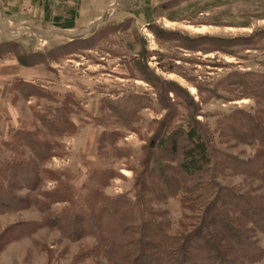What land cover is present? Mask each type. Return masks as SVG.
<instances>
[{"label": "trees", "instance_id": "trees-1", "mask_svg": "<svg viewBox=\"0 0 264 264\" xmlns=\"http://www.w3.org/2000/svg\"><path fill=\"white\" fill-rule=\"evenodd\" d=\"M44 8L46 22L61 30L74 28V9L64 12L65 19L64 15L48 19L49 6ZM251 49L255 48L246 50ZM15 57L21 67L32 66L28 58ZM183 78L197 91L198 103L179 86L169 89L158 79H144L156 92L160 112L166 113L151 122V137L144 141L135 166L128 167L133 175L131 191L115 196L104 193L119 176L113 170L89 169L87 182L77 190L69 171L44 169L46 162L65 155L60 140L77 133L71 116L76 115L78 104L70 95L61 101L32 84L18 83L23 100L44 99L54 108L31 109V121L4 144L12 156L0 160V215L30 209L41 216L38 222L15 224L11 229L19 228L20 236L47 229L81 245L73 264L86 260L92 264H256L264 258V249L252 239L253 233L264 234V196L228 181L240 176L264 189V74L233 72L207 88ZM230 87L242 89V96L254 101L256 113L236 109L217 114L215 129L200 122L199 116L207 118L199 106L207 103L202 94L221 99L216 91ZM148 102L135 94L105 100L110 121H100L101 126L115 129L111 138H120L121 129L137 131L132 123L137 113L150 107ZM100 140L108 142L115 160L131 159L132 151L117 148L120 139ZM228 141L255 148L254 155L243 160L230 154L221 147ZM46 181L55 184L53 189L40 192ZM170 200L182 212L176 225L163 209ZM56 205L64 206L55 211Z\"/></svg>", "mask_w": 264, "mask_h": 264}, {"label": "rangeland", "instance_id": "rangeland-1", "mask_svg": "<svg viewBox=\"0 0 264 264\" xmlns=\"http://www.w3.org/2000/svg\"><path fill=\"white\" fill-rule=\"evenodd\" d=\"M57 3L0 0V66L14 62L27 71L26 75L0 84V160L12 156L4 144L31 121L33 109L41 112L54 108L44 99L23 100L18 83L32 84L61 101L70 95L78 104L76 115L71 116L77 133L61 139L65 155L52 158L43 167L48 171H69L75 177L77 190L87 182L89 169L100 168L119 174L104 190L106 195L131 191L133 175L128 167L135 166L144 141L151 137V122L166 113L160 112L155 90L144 81L147 77L158 79L169 89L179 86L198 103L197 91L183 77L207 88L233 72L264 74V0H75L72 8L77 30L65 35L50 20L46 22V5L48 19L65 15L67 9ZM223 45L227 48L224 51ZM15 56L28 58L32 66L21 67ZM226 88L223 84L222 89ZM229 90L216 91L221 99L202 94L207 103L199 106L201 115L207 118L197 119L215 129L217 114L228 115L236 109L256 113L254 101L244 98L242 89ZM131 94L148 98L150 107L137 113L132 123L137 131L121 129L120 138H111L115 129L106 130L100 122L110 121L104 102ZM168 98L174 100L172 94ZM224 98L235 101L225 102ZM100 139H120L117 148L132 151L131 159L115 160L108 142ZM221 147L243 160L251 159L255 150L232 141ZM243 179L237 176L228 181L264 196L259 182ZM54 185L46 181L40 192L49 191ZM63 206L56 205L54 209L59 211ZM163 209L176 225L182 217L178 203L170 200ZM40 219L30 209L0 215V264L74 263L81 245L62 240L47 229L29 236L17 234L19 228L11 229L15 224ZM252 239L264 249V234L253 233ZM256 264H264V258Z\"/></svg>", "mask_w": 264, "mask_h": 264}, {"label": "crops", "instance_id": "crops-1", "mask_svg": "<svg viewBox=\"0 0 264 264\" xmlns=\"http://www.w3.org/2000/svg\"><path fill=\"white\" fill-rule=\"evenodd\" d=\"M57 2L58 5L65 7V9H73L72 6L74 5L75 0H57ZM63 18L65 19L67 18V16L64 15ZM76 21L77 20L74 19L73 29L62 30L61 33L62 34L72 33V32L75 33L77 30V27L75 26ZM66 36H71V35L67 34ZM26 74L27 71L25 69H21L18 65H16V63L14 62L5 63L4 66H0V84H2V82L11 80L17 77L18 75H26Z\"/></svg>", "mask_w": 264, "mask_h": 264}]
</instances>
